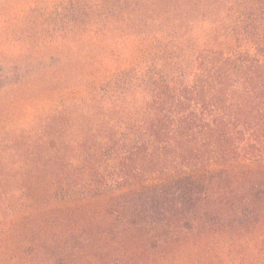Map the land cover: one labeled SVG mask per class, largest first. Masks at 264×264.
I'll list each match as a JSON object with an SVG mask.
<instances>
[{"label": "trees", "instance_id": "16d2710c", "mask_svg": "<svg viewBox=\"0 0 264 264\" xmlns=\"http://www.w3.org/2000/svg\"><path fill=\"white\" fill-rule=\"evenodd\" d=\"M204 2L79 0L77 15L58 22L27 14L32 29H49L31 36L44 33L46 47L56 37L103 40L117 51L130 37L145 58L124 74L129 97L107 135L88 130L63 142L59 74L37 78L45 113L15 155L19 166L0 167V216L17 203L44 204L46 186L60 204L101 199L93 204L101 209L90 206L89 218L61 211L49 224L54 233L0 221V264H217L223 244L227 259L264 264V19L222 25L215 33L232 40L200 48L197 23L216 1ZM155 13L167 39L147 46L136 39Z\"/></svg>", "mask_w": 264, "mask_h": 264}, {"label": "rangeland", "instance_id": "374dc122", "mask_svg": "<svg viewBox=\"0 0 264 264\" xmlns=\"http://www.w3.org/2000/svg\"><path fill=\"white\" fill-rule=\"evenodd\" d=\"M78 1L0 0V157L4 158L0 162V167L5 170L19 166L15 155L18 150L25 151L30 132L38 129L43 118L44 103L37 98L40 94L37 91L41 87V82L37 81V78L45 71L59 74L57 85L59 96L56 95V99L58 97L59 127L63 142L71 139V135L78 136L82 131L87 133L88 130H99L102 135H107L113 125L119 127L122 111L129 97L124 86V74L130 70L137 72L142 68L143 65L140 67L139 64L145 58L142 57L144 47H140L139 44L137 48H133L132 45L130 47L129 43H132L130 37L121 39L117 51L114 45L103 40L95 42L79 39L74 43L66 44L60 38L57 41L56 37H53L52 44L46 47L41 39L44 33H41V37L37 40L32 39L31 36L49 29L42 26L32 29L25 21L27 14H40L46 20L53 22H58L60 18L62 20L64 14L66 17L75 16ZM153 1L157 0H151ZM204 1V4H210L213 0ZM215 1L210 5L214 9L207 11L206 17L200 18L202 22L197 23L203 31L198 37L197 47L210 46L213 43L225 45L226 41L232 40L229 35L222 37L215 33L222 25L238 27L242 23L250 24L264 19V13L261 12L264 4H258L257 1L256 4L255 0H242V4H238L241 0ZM166 3L163 2L162 5ZM66 12L73 14L69 15ZM240 12H249L254 17L244 18ZM155 15L157 13L142 19V23L148 24V27L140 28L139 34L145 32V36L140 35L136 41L142 39L147 46L156 41L166 43L167 38H161L158 32ZM68 61H71L69 67ZM73 154L75 157L78 155ZM3 181L0 179V182ZM45 189L51 190L43 198L44 204L40 203L32 207L26 204V208L23 209L19 207L20 203H17L11 212L6 213L7 217L0 216V221H6L11 224L8 227L30 234L31 231L49 228L50 222L58 220L62 215L60 212H64L67 208H73L68 211L69 215L87 218L97 212L94 211L95 208L101 209L100 204L97 207L93 205L102 201L101 199L95 201L90 198L78 199L73 205L65 206L55 199L58 192L55 186H46ZM17 195L15 193V197ZM90 206H93L94 210L89 208ZM47 231L56 232L52 227ZM224 245L221 260L217 264H239L234 259V253L231 259L225 257L229 245L226 247ZM21 246L24 247L22 252L28 253V246L22 244ZM241 249H250L248 243L243 242ZM237 250L238 247L234 248V251Z\"/></svg>", "mask_w": 264, "mask_h": 264}]
</instances>
